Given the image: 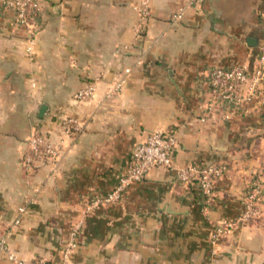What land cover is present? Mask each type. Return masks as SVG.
<instances>
[{"label": "crops", "instance_id": "0c3cea01", "mask_svg": "<svg viewBox=\"0 0 264 264\" xmlns=\"http://www.w3.org/2000/svg\"><path fill=\"white\" fill-rule=\"evenodd\" d=\"M4 1L0 232L8 233L9 250L51 264H264V214L212 242L218 223L241 215L251 173L264 166V82L239 110L212 104L206 83L212 68L256 69L264 0H204L180 23L172 17L187 0H154L139 40L133 27L142 0H43L32 55ZM126 69L121 94L108 97ZM90 83L96 97L77 103L74 95ZM68 117L83 130L64 138L60 120ZM36 128L59 148L57 169L24 166ZM170 130L177 166L224 168L212 195L156 168L119 204L85 213L87 202L118 185L135 146ZM76 224L80 245L64 261ZM0 264H12L5 252Z\"/></svg>", "mask_w": 264, "mask_h": 264}, {"label": "built area", "instance_id": "2783aa9c", "mask_svg": "<svg viewBox=\"0 0 264 264\" xmlns=\"http://www.w3.org/2000/svg\"><path fill=\"white\" fill-rule=\"evenodd\" d=\"M154 0H142L139 6V22L133 27L136 39H141L152 18ZM5 4L15 9L16 20L27 35V53H34L36 44V30L42 11L43 0H9ZM2 3V0H0ZM204 0H187L186 6L180 8L172 17L173 23L184 20L188 8L200 9ZM130 69H126L124 76L110 89L108 97L119 96L126 83ZM264 82V44L259 48L258 64L253 73L245 66L216 67L207 74L206 83L212 104L228 106L239 110L244 104L251 102L258 94V86ZM97 88L90 83L74 95L77 103H87L96 97ZM83 130V124L76 118L68 117L60 120L62 137L69 138ZM177 136L174 131H155L135 146L130 154V163L127 172L119 178L118 185L107 195L94 197L86 204V214H92L102 207L112 206L122 202L135 183L145 180L150 171L156 168L173 170L176 179L183 185L190 186L197 182L203 195L213 193L215 181L223 176L225 170L218 165H188L177 166L174 154L177 148ZM60 162V150L49 136L40 128H36L29 139L28 152L24 156L23 164L27 170H37L43 166L57 169ZM264 166L251 173L243 202L241 215L233 220L217 224L213 230L212 242L215 244L228 231L239 225H249L258 221L264 214ZM24 213V209L20 210ZM20 223V220L16 221ZM81 224H76L70 233L62 258L66 261L80 245ZM0 252H5L12 264H51L43 259L24 260L9 250L8 233L0 232Z\"/></svg>", "mask_w": 264, "mask_h": 264}]
</instances>
